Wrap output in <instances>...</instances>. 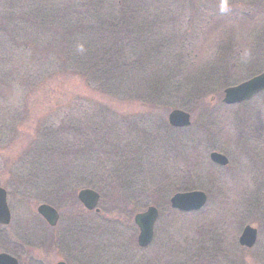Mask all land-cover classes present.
I'll return each instance as SVG.
<instances>
[{"label":"rangeland","instance_id":"374dc122","mask_svg":"<svg viewBox=\"0 0 264 264\" xmlns=\"http://www.w3.org/2000/svg\"><path fill=\"white\" fill-rule=\"evenodd\" d=\"M108 48L129 53L123 71H108ZM263 70L264 0H0V186L12 213L0 252L264 264V92L222 102ZM173 108L191 113L189 128L169 125ZM190 181L207 205L179 212L170 197ZM82 187L100 192V214L77 200ZM49 202L55 228L37 212ZM150 205L161 215L140 248L134 216ZM247 224L250 249L238 242Z\"/></svg>","mask_w":264,"mask_h":264},{"label":"water","instance_id":"95a60500","mask_svg":"<svg viewBox=\"0 0 264 264\" xmlns=\"http://www.w3.org/2000/svg\"><path fill=\"white\" fill-rule=\"evenodd\" d=\"M264 91V71L240 84L229 86L224 90L223 102L235 104L249 100L254 95ZM168 122L175 128H184L191 125V114L183 109H172L168 114ZM210 159L219 165L226 166L229 159L223 153L212 151ZM79 200L89 210L96 209L100 201V194L91 188H82L78 192ZM171 206L182 211H196L203 208L207 202V194L201 190H191L175 193L171 199ZM37 211L51 225L55 226L59 220L58 211L48 203H42ZM159 217V210L150 206L147 210L135 215V223L139 227L138 244L141 247L148 246L154 237V226ZM11 221V211L7 201V191L0 186V224L6 225ZM257 240V229L252 225H246L242 230L239 243L243 246L253 247ZM0 264H19L17 259L7 253H0ZM56 264H66L59 261Z\"/></svg>","mask_w":264,"mask_h":264},{"label":"trees","instance_id":"16d2710c","mask_svg":"<svg viewBox=\"0 0 264 264\" xmlns=\"http://www.w3.org/2000/svg\"><path fill=\"white\" fill-rule=\"evenodd\" d=\"M136 19L137 18H135L134 21ZM108 49H109L108 53H106L108 55V57L110 58V60H109L110 66H108V68H109L108 71L111 72L112 70H114V69L117 70L118 68H121V69H119V71H123L124 67L122 65H124L125 62L123 64L120 63V62H122V60H124L126 58L128 59L129 58V53L126 54V53H123V52H120V51L117 50L116 54L114 55V51H112L111 48H108ZM117 63L120 64V65H117ZM176 83H177L176 86H175L176 88H174V89L176 91H180V90L182 91V89L184 88L183 85L181 83H178V82H176ZM164 84L165 83H163L161 86H164ZM187 88H188V83L186 84L185 90L183 91L184 93H187ZM202 89L203 88L200 87V88H197L196 90H195V88H193V89H189L188 91L192 92L193 94L196 93V95H198V94H202L203 93L204 90H202ZM60 182L61 183L64 182L62 178L60 179ZM194 186H195V184L192 181H190V182L187 183V186H186L185 190L186 189H192V188H194Z\"/></svg>","mask_w":264,"mask_h":264},{"label":"flooded vegetation","instance_id":"af4514ba","mask_svg":"<svg viewBox=\"0 0 264 264\" xmlns=\"http://www.w3.org/2000/svg\"><path fill=\"white\" fill-rule=\"evenodd\" d=\"M79 240H81V237H79ZM30 250L31 248L28 252L24 253L23 256L21 253H18L17 256L14 255L17 258L19 264H55L58 261H63L66 264H85L83 263V261H80V259L74 257H72L71 259H58V261L51 263L49 258H42L43 254H35Z\"/></svg>","mask_w":264,"mask_h":264}]
</instances>
